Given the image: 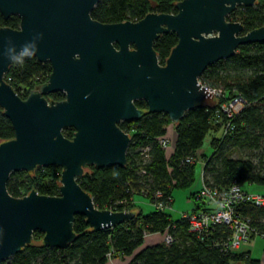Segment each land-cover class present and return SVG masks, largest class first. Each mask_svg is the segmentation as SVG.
Here are the masks:
<instances>
[{"label":"water","instance_id":"water-1","mask_svg":"<svg viewBox=\"0 0 264 264\" xmlns=\"http://www.w3.org/2000/svg\"><path fill=\"white\" fill-rule=\"evenodd\" d=\"M101 1L0 0L3 17L21 21L19 29L0 27V113L15 129V138L0 143V262L31 245L36 231L44 234L45 247L67 249L78 238L76 216L96 231L135 219L133 211L95 206L78 183L85 168L127 167L132 137L120 128L122 121L165 114L178 124L191 110L215 109L217 100L200 77L239 47L264 43V27L244 34L242 23L228 21L238 7L259 0H182L176 14L150 13L118 24L92 18ZM172 32L179 42L162 65L154 45ZM8 39L15 43L12 53L5 50ZM24 43H35L34 57L52 65L49 81L26 100L5 80L13 65L5 56L17 55ZM53 93L66 98L48 100ZM67 128L75 129L73 139L63 134ZM52 166L63 170L59 196L9 193L12 173Z\"/></svg>","mask_w":264,"mask_h":264},{"label":"trees","instance_id":"trees-1","mask_svg":"<svg viewBox=\"0 0 264 264\" xmlns=\"http://www.w3.org/2000/svg\"><path fill=\"white\" fill-rule=\"evenodd\" d=\"M182 0H102L92 12V18L104 24L126 21L138 22L150 13L176 14V5ZM228 21L244 25V34L264 27V0L253 7H238L229 15ZM18 16L5 19L0 13V27L19 29ZM176 33L163 34L154 45L159 61L165 65L172 49L178 44ZM22 65H12L5 80L18 95L26 100L29 95L46 84L52 73L50 63H41L34 56ZM200 82L210 88L222 89L229 97L242 96L250 103L233 123L234 132L221 143L222 126L216 122V109H195L186 113L178 124L165 114H146L139 121L121 124L120 127L132 136L125 168L110 166L97 168L88 166L78 183L93 197L95 206L107 210L110 203L119 200L154 199L156 192L165 200L175 189L191 188L196 180V165L186 162L196 157L204 141L212 135L213 155L203 159L204 182L207 186L227 189L237 183L246 186L264 187V174L244 159H233L229 149H257L264 142V43L239 47L236 55L210 66L200 77ZM48 100L62 101L64 93H53ZM136 106L148 110L144 101ZM175 132L173 149H163L160 138H171ZM63 134L73 139L74 130L65 129ZM15 138V129L9 119L0 113V143ZM150 147L149 158L142 156V149ZM264 164V162H261ZM62 168L57 166L38 168L34 173L14 172L8 182L9 193L16 198L24 197L36 190L40 195L59 196ZM246 190V189H245ZM249 191V190H247ZM194 211L202 204L194 199ZM136 213L135 219L111 229L96 231L83 216H76L74 231L77 240L65 250L47 248L43 245L44 234L36 231L33 242L21 253L0 264H108L107 254L115 250L122 257H133L130 264H261L242 251L225 255L213 247L219 238L227 239L230 232L220 226L212 239L201 241L190 231L186 219H174L168 211L152 208L145 212L141 206L129 205ZM120 210H124L122 207ZM240 216L249 218L259 234H264V207L242 206ZM174 236L172 245L157 244L143 247L147 235L164 234ZM220 236V237H219ZM254 238V237H253ZM220 240V239H219ZM141 249V250H140Z\"/></svg>","mask_w":264,"mask_h":264},{"label":"built area","instance_id":"built-area-1","mask_svg":"<svg viewBox=\"0 0 264 264\" xmlns=\"http://www.w3.org/2000/svg\"><path fill=\"white\" fill-rule=\"evenodd\" d=\"M205 87L217 100L216 122L222 126L223 130L221 143L228 135L234 132V119L246 108L250 107V103L242 96L237 95L228 99L224 90ZM158 143L165 150L174 148L175 146V142L168 138H160L158 139ZM150 150V147L142 149V156L149 158ZM203 155L204 152L200 151L196 157L191 156L186 160L189 164L201 162L203 165L201 185L192 192L194 199L202 204V208L195 212L194 206L190 213L182 214L180 219H186L189 222L190 231L196 234L201 241L212 239L213 235L217 232V228L220 226L227 228L230 232L229 237L227 239L219 238L220 240H215L213 247L220 249L225 255L239 252L253 237H264V234H259L249 218L240 216L242 206L264 207V194L247 191L237 183H233L227 189L207 186L204 182V168L209 159L205 161ZM163 198L164 195L161 192H156L153 201H150V203L154 208L165 212L172 208L174 197L173 195H169L165 200H162ZM190 199L192 200L193 198L190 197ZM135 203L134 197L130 201L119 200L110 203L107 210L115 212L128 211V206ZM121 207L124 210H120ZM162 236V243L166 246L172 245L175 241L174 236L169 230L162 234ZM116 255L115 250L109 252L106 256L108 263L112 262L116 258Z\"/></svg>","mask_w":264,"mask_h":264},{"label":"rangeland","instance_id":"rangeland-1","mask_svg":"<svg viewBox=\"0 0 264 264\" xmlns=\"http://www.w3.org/2000/svg\"><path fill=\"white\" fill-rule=\"evenodd\" d=\"M227 95V94H226ZM228 99L232 98L228 95L226 96ZM224 100V99H222ZM173 130V127L171 128ZM211 140L212 135L209 134L204 141V145L202 148V152L206 154L209 157H211L214 153V148L211 146ZM231 158L233 159H244L252 162L256 166V170L262 172L264 174V164L261 162H264V142L261 143L260 148L257 149H235L230 148L229 149ZM203 173V165L201 162L197 163L196 165V180L195 184L191 188L183 189L178 188L175 189L173 192V197L176 199L174 206L168 210L169 214L172 215L174 219H180L182 217V214L184 213H190L193 210L194 206V200L190 199L191 193L200 187L201 185V177ZM246 190H249L250 192H258L261 194H264V187L259 186H252V187H245ZM138 203L140 206L144 209L145 212H149L152 210L153 206L150 203L149 199L145 198H137ZM137 202L134 204L136 206H139ZM131 211V210H128ZM245 245H250L253 249V255L256 258H260L264 254V237L258 236L253 240H250ZM245 245L242 247L241 251L245 247ZM260 260V259H257ZM235 264H245L243 262L235 263Z\"/></svg>","mask_w":264,"mask_h":264},{"label":"crops","instance_id":"crops-1","mask_svg":"<svg viewBox=\"0 0 264 264\" xmlns=\"http://www.w3.org/2000/svg\"><path fill=\"white\" fill-rule=\"evenodd\" d=\"M170 140L175 142V132L172 129H171V138H170ZM171 149H173V148H171ZM136 202L138 203L137 199H136ZM175 202H176V199H174V203L173 204H175ZM139 206H140V204H139ZM193 208H194V206H193ZM255 238L256 237L252 238L251 240H253ZM162 242H163L162 234L149 235L148 237L145 238V243H144L143 247L144 248L145 247H152V246H155L157 244H161ZM242 252L249 253L250 257L252 259H255L254 255H253V249H252V247H250V245H245V247L243 248ZM132 259H133V257L116 256V258L112 262H109L108 264H130ZM257 259H260L259 261L261 262V264H264V254L260 258H256L255 260H257Z\"/></svg>","mask_w":264,"mask_h":264},{"label":"clouds","instance_id":"clouds-1","mask_svg":"<svg viewBox=\"0 0 264 264\" xmlns=\"http://www.w3.org/2000/svg\"><path fill=\"white\" fill-rule=\"evenodd\" d=\"M5 45V50L7 53H12L15 51V43L12 39L6 40ZM9 45H13V47H8ZM37 50L38 48L35 43H24L20 46V52L17 55H6L5 58L7 61H9V64L22 65L27 61L23 58L27 57L30 59L31 57L36 55Z\"/></svg>","mask_w":264,"mask_h":264},{"label":"flooded vegetation","instance_id":"flooded-vegetation-1","mask_svg":"<svg viewBox=\"0 0 264 264\" xmlns=\"http://www.w3.org/2000/svg\"><path fill=\"white\" fill-rule=\"evenodd\" d=\"M49 63V62H48ZM65 98H66V95H65ZM63 101V100H62ZM137 102V101H136ZM136 102H135V104H136ZM127 123H129V122H126V121H122L120 124H119V126L121 125V124H127ZM121 128V127H120ZM67 129H73V128H67ZM74 130V135H75V129H73ZM64 131V130H63ZM130 136H131V134L130 133H128ZM132 137V136H131Z\"/></svg>","mask_w":264,"mask_h":264}]
</instances>
